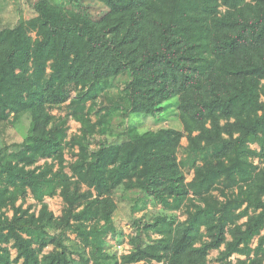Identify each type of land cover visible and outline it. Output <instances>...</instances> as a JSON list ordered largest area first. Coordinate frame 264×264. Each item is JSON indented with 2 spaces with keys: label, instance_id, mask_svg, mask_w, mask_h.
I'll return each instance as SVG.
<instances>
[{
  "label": "trees",
  "instance_id": "16d2710c",
  "mask_svg": "<svg viewBox=\"0 0 264 264\" xmlns=\"http://www.w3.org/2000/svg\"><path fill=\"white\" fill-rule=\"evenodd\" d=\"M100 2L94 12L87 0H69L57 20L39 8L0 27V121L31 118L22 141L0 146V264H210L212 250L220 264H264V0ZM122 75L129 79L115 110L156 115L177 95L183 128L92 148L107 110L63 141L69 119ZM71 85L80 88L72 110L58 116ZM67 147L78 148L69 163ZM243 185L248 192L237 193ZM122 188L187 216L137 218L131 249L119 254L107 238L118 232ZM29 194L38 212L25 206ZM57 194L60 216L45 200Z\"/></svg>",
  "mask_w": 264,
  "mask_h": 264
},
{
  "label": "rangeland",
  "instance_id": "374dc122",
  "mask_svg": "<svg viewBox=\"0 0 264 264\" xmlns=\"http://www.w3.org/2000/svg\"><path fill=\"white\" fill-rule=\"evenodd\" d=\"M38 2V4H35ZM69 0H0V27L3 26H14L22 20L30 19L39 13V8L41 11L51 17L52 20H57L62 15L65 6ZM87 2L92 6L94 12L98 11V4H102L100 0H87ZM35 35V34H34ZM128 75H122L115 81L114 85L101 93L95 100H89L87 102V110L82 115L78 117H71L67 125L62 129L61 137L63 141L69 140L74 134H79L81 131L93 124L99 122L101 117L105 114L107 110H111V114L106 117L104 123L97 124V131L93 136H91V147L97 148L103 142H116L126 139V133L131 135H138L140 133L155 131L160 127H172L176 129H182L183 124L179 117V97L177 95L173 96L169 100L163 103L164 109L154 115L153 113L144 112H131L129 115H124L123 109H116L115 103L120 99L124 89L127 86ZM80 88L76 85H71L70 94L67 102L59 108H55L53 113L58 116L67 115L72 109L69 108V104L73 97H76ZM264 99V97H263ZM151 108L148 104H144V110ZM30 115H23L17 122L11 123L10 121H0V146L5 143H12L16 141H22L29 133L30 129ZM103 128L106 131L102 132ZM187 137L182 138V144L187 145ZM252 147L259 148L257 144H252ZM78 151V148L74 150L67 147L66 149V159L67 163L74 161L76 156L74 152ZM179 156L183 157L184 152L180 150ZM51 161L50 159H48ZM45 159H41L39 164H43ZM255 162L258 163L259 159L255 158ZM67 172H70L68 167ZM185 173L187 180L190 181L194 176V170L190 168H185ZM136 172V171H135ZM139 172L135 175L128 176L126 182L134 183L138 179ZM248 186H237V193L248 192ZM215 193H218L215 190ZM246 194V193H245ZM257 196L256 193L252 194ZM115 200L118 203V208L114 214V220L118 228L116 234H110L107 238L108 245L111 250H117L119 254L128 252L131 249L129 244V238L136 231L135 221L137 218H143L144 220H150L158 214H167L176 219L183 220L186 218L185 209L179 210H168L165 209L161 204L155 203L152 199L141 198L138 199L133 193H125L123 188L118 189L114 194ZM49 208L57 215L60 216L63 212L65 203L60 194L54 197H46L45 199ZM21 200L18 201L20 203ZM33 204L37 212L40 209V203H38L29 194L25 200V206ZM12 214V210L9 211ZM154 236H157L154 234ZM78 239L73 233H69V240L67 244L71 248H76L78 244ZM121 246V247H120ZM52 249V246L48 250ZM13 254H16V250H12ZM218 250H212L209 256L210 264H220L216 257L218 255ZM74 256L78 255L74 253ZM240 255H233L232 259L234 262ZM161 264V263H156Z\"/></svg>",
  "mask_w": 264,
  "mask_h": 264
},
{
  "label": "crops",
  "instance_id": "0c3cea01",
  "mask_svg": "<svg viewBox=\"0 0 264 264\" xmlns=\"http://www.w3.org/2000/svg\"><path fill=\"white\" fill-rule=\"evenodd\" d=\"M263 232H264V231H263ZM257 242H258V239L255 238L254 243H253V246L256 245ZM234 255H235V254H234ZM238 255H240V254H238ZM240 256H241V258H245V255H240Z\"/></svg>",
  "mask_w": 264,
  "mask_h": 264
},
{
  "label": "built area",
  "instance_id": "2783aa9c",
  "mask_svg": "<svg viewBox=\"0 0 264 264\" xmlns=\"http://www.w3.org/2000/svg\"><path fill=\"white\" fill-rule=\"evenodd\" d=\"M121 247V246H120Z\"/></svg>",
  "mask_w": 264,
  "mask_h": 264
}]
</instances>
